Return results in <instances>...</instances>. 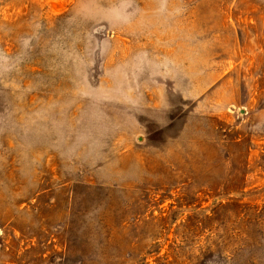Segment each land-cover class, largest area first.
<instances>
[{"label": "rangeland", "instance_id": "obj_1", "mask_svg": "<svg viewBox=\"0 0 264 264\" xmlns=\"http://www.w3.org/2000/svg\"><path fill=\"white\" fill-rule=\"evenodd\" d=\"M0 264H264V0H0Z\"/></svg>", "mask_w": 264, "mask_h": 264}]
</instances>
